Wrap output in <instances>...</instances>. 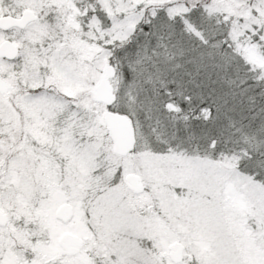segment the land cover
Returning a JSON list of instances; mask_svg holds the SVG:
<instances>
[{"label": "snow or ice", "instance_id": "6c2138e0", "mask_svg": "<svg viewBox=\"0 0 264 264\" xmlns=\"http://www.w3.org/2000/svg\"><path fill=\"white\" fill-rule=\"evenodd\" d=\"M0 264H264V0H0Z\"/></svg>", "mask_w": 264, "mask_h": 264}]
</instances>
